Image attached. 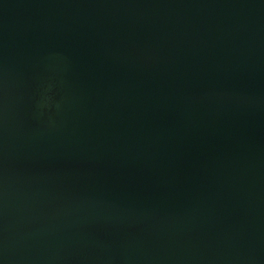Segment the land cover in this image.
I'll list each match as a JSON object with an SVG mask.
<instances>
[{
	"label": "water",
	"instance_id": "95a60500",
	"mask_svg": "<svg viewBox=\"0 0 264 264\" xmlns=\"http://www.w3.org/2000/svg\"><path fill=\"white\" fill-rule=\"evenodd\" d=\"M0 264H264V0H0Z\"/></svg>",
	"mask_w": 264,
	"mask_h": 264
}]
</instances>
